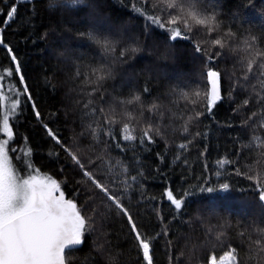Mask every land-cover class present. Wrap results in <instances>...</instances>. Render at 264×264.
Returning a JSON list of instances; mask_svg holds the SVG:
<instances>
[{
    "label": "trees",
    "instance_id": "1",
    "mask_svg": "<svg viewBox=\"0 0 264 264\" xmlns=\"http://www.w3.org/2000/svg\"><path fill=\"white\" fill-rule=\"evenodd\" d=\"M134 2L135 0H86V4L91 7L78 6L72 11L50 10L49 0H34L31 6L20 3L16 19L7 25L4 32L5 41L12 46L19 59L21 72L35 104V108L31 103L21 105L22 116L18 107L16 116L9 118L14 132L9 148L12 144L23 148L31 147L32 162L40 174L50 175L60 182L65 198L74 200L82 212L90 205L85 204L86 192L82 191L77 195L78 189L84 187L77 183L81 179L80 173L60 146L46 135L43 126L48 125L58 132L69 146L74 149L78 147L77 154L82 159L101 154L100 145L95 144L87 134H80L87 123V117L82 115L86 111L82 105L89 98L95 100L99 93L88 97L89 87L81 83L83 76L77 78L74 73L76 66L83 69L85 65L96 64L102 57L99 49L80 34L95 29L110 35L116 43V51L103 57L111 63L113 73L112 78L104 83V88L107 89L104 101L109 103L112 97L126 98L140 93L145 103L159 98L167 104L171 89L185 81L201 80L205 71V62L193 51L191 42H169L165 39L166 34L159 29L151 27L146 30V21L133 13L131 4ZM215 2L221 7L217 17L221 21V33L229 27L236 33L230 43L242 46L243 40L249 39L254 47L264 51V0ZM13 3L14 0H0V25L4 23V13ZM152 4L159 7L158 0H149V5ZM45 32L47 37L41 39ZM252 36L256 37L255 41L250 39ZM196 39L202 40L204 37ZM128 46H135L138 50L126 54L124 63L113 62V57H118L120 50ZM216 50L212 49V52ZM223 51L227 59L222 57L223 63L221 59L216 61L222 77L225 72L233 71L232 63L239 54L230 52L227 48ZM0 64L8 66V56L2 47ZM8 79L17 78L15 75L12 78L5 76V80L0 81V94L5 95L4 101L7 100L6 105L10 106L12 93L9 89L19 88V83L4 87ZM145 87L149 89L148 93L143 92ZM224 88H227L226 82ZM257 88L259 89V84ZM243 96L244 94H239L236 100L225 99L219 103L214 110V122L205 116L198 128L191 127V132L199 130L203 133L208 130L209 136L206 140L203 137L194 139L189 151L181 157L180 163L185 157L188 159L187 167H181L174 160L176 144L185 139L180 133L169 134L164 138L156 137L151 151H137L147 177L143 181L145 192L156 199L138 204L137 193L133 191L129 194V199L123 202L130 208L138 226L148 233H155L157 230L163 233L157 212L162 215L169 236L165 238L161 235L158 240L153 241L154 264H169L167 239L172 240V264H210L213 256L221 258L231 248H237V255L243 257L241 249L244 247V238L239 236V232L247 230L246 235L251 232L255 238L256 230L264 228V208L259 206L254 182L235 175V164L225 165L223 168L217 164L221 158L235 159L237 139L247 138L252 130L250 126L229 127L230 122L235 125L244 118L242 113L248 112L247 108H239L237 113H233V108ZM182 104L183 102L181 106ZM249 108H252L251 104ZM36 111L40 113L39 117L35 115ZM14 119L19 121L18 125L12 123ZM167 119L166 115L165 120ZM254 119L259 120L260 117ZM124 122L127 121L121 119L115 126L117 139ZM255 131L264 140V127H258ZM135 134L140 135L139 126ZM21 137H26V140L21 141ZM205 144L207 152L200 156ZM108 151L114 157L117 156L113 149ZM156 152L167 154L163 163L157 159ZM10 155L13 158L15 154L10 151ZM13 162L16 164L15 159ZM237 163L242 173L264 174V145L256 148L242 147ZM204 164H207V171ZM157 168L160 171H156ZM216 171L221 172L220 177H216ZM206 176L213 183H229V193L226 196H213L193 189L194 194L186 198L182 210L174 211L163 196L165 188L171 187L174 195L179 198L189 186L198 184ZM96 203L98 213H105L104 218L93 225V232L85 235L84 244L71 254V259L66 252L67 264H82L84 253L97 245L102 247L92 253L96 257V264H110L103 255L107 251L118 257L119 264H141L131 247L127 220L123 216H117L115 210L106 213L99 200ZM149 204L153 207L149 208ZM156 204H159L158 209ZM172 216H176L177 220L168 223ZM178 253H182L179 261L176 259ZM250 264H264V259L258 257Z\"/></svg>",
    "mask_w": 264,
    "mask_h": 264
},
{
    "label": "snow or ice",
    "instance_id": "2",
    "mask_svg": "<svg viewBox=\"0 0 264 264\" xmlns=\"http://www.w3.org/2000/svg\"><path fill=\"white\" fill-rule=\"evenodd\" d=\"M20 3L31 6L34 0H14L8 11L4 13L3 25H0V47L8 56V66L0 64V81L5 80V76L12 78L15 75L17 79H8L4 87L19 83V88L9 89L12 93L9 111L5 112L0 120L2 131L7 137H0V264H66V251L69 253L68 258L71 259V254L84 244L85 235L93 232V225L104 218L105 213L97 211V200L104 206L106 213L115 210L117 216H123L127 220L128 232L132 239L131 247L137 253V259L141 264H154L153 241L158 240L161 235L168 238L167 225L162 215L157 212L163 233L160 230L155 233L146 232L138 226L130 208L123 202L129 199V194L133 191L137 193L138 204L156 199L149 197L145 192L146 186L143 181L147 177L144 175L141 158L136 153L151 151L156 143V137L164 138L169 134L180 133L185 139L176 144L177 151L174 156V160L180 163L181 157L189 151L194 139L203 137L206 140L209 136L208 130L203 133L199 130L191 132V127L198 128L205 116L209 121L214 122V110L217 105L225 99L236 100L239 94L244 96L233 108V113H237L239 108H247L248 112L242 113L244 118L235 125L230 122L229 127L250 126L252 130L247 138L237 139L235 159L221 158L217 164L220 168L235 164L236 167L233 168L235 175L244 176L254 182L259 206L264 208V174L242 173L237 163L242 147L256 148L258 145H264V140H261L255 131L258 127H264V51L254 47L249 39H244L242 46L230 43V40L236 37V33L231 27L221 33V21L217 19L221 7L215 0H158L159 7L157 4L149 5V0H135L131 4L134 15L146 21V30L151 27L159 29L166 34L165 39L169 42H191L193 51L205 62L202 79L185 81L171 89L167 104L159 98L145 103L140 93L126 98L112 97L111 103L104 101V92L107 91L104 83L112 78L113 73L111 63L103 57L116 51V43L110 35L95 29L80 34L99 49L102 57L96 64L85 65L83 69L76 66L74 73L77 78L83 76L81 83L89 87L88 97L99 93L95 100L89 98L82 105L86 110L82 115L87 117V123L80 134H87L95 144L100 145L101 154L89 156L86 160L82 159L77 154L78 147L74 149L58 132L48 125L43 126L46 135L60 146L80 173L81 179L77 183L84 187L78 189L77 195L82 191L86 192L85 204L90 205L85 207L83 212L74 200L65 198L60 182L50 175H41L39 169L34 167L30 159L31 147L23 148L12 144L9 148V143L14 137L9 116H16L17 109L21 105L31 103L35 108L21 72L19 59L4 36L7 25L16 19ZM140 5H148V7ZM78 6L91 7L86 4V0H49L48 3L50 10L72 11ZM199 36H203L204 39L197 40ZM46 37L45 32L41 39ZM250 39L255 41L256 37L252 36ZM226 48L230 52L239 54L232 63L233 71L225 72L222 77L220 66L216 61L222 57L227 59L223 51ZM212 49L217 50L213 53ZM137 50L135 46L124 47L118 57H113V62L124 63L125 55L135 53ZM143 92L148 93L149 89L145 87ZM5 98V95L0 94V100ZM181 102H183L182 106ZM250 104L252 108H249ZM22 114L23 108L20 107V115ZM35 115L39 117L40 113L36 111ZM257 117L260 119H254ZM121 119L127 122H124L119 129V139H117L114 129ZM12 123L18 125L19 121L14 119ZM137 126L140 127L139 136L135 134ZM23 140H26V137H21V141ZM108 149L116 151L117 156L114 157ZM10 151L15 154L13 158H10ZM206 152L207 144L199 154L204 156ZM52 154L54 153H50ZM166 156V153L156 152V157L161 163ZM13 159L16 161V166L13 164ZM180 166H188L186 157ZM204 168L207 171V164H204ZM156 171L160 169L157 168ZM215 175L220 177L221 172L216 171ZM193 189L201 194L226 196L230 191V185L220 181L213 183L206 176L198 184L189 186L179 198L174 195L171 187L165 188L163 196L173 206L174 211L180 212L185 206L186 198L194 194ZM148 207L151 208L153 205L149 204ZM155 207L158 209L159 204ZM175 220L177 217L172 216L168 223ZM246 231L239 232V236L244 238V247L241 249L244 256L239 257L238 249L231 248L220 264H224L225 260L228 264H250L258 257L264 259L262 256L264 228L256 230L255 238L251 232L246 235ZM167 244L169 264H172V240L167 239ZM101 247L97 245L95 248H89L81 258L82 264H96V257L92 253L99 251ZM103 255L110 264H119L118 257L111 251L104 252ZM180 255L182 253L177 254V261ZM212 264H216L215 256L212 257Z\"/></svg>",
    "mask_w": 264,
    "mask_h": 264
},
{
    "label": "rangeland",
    "instance_id": "3",
    "mask_svg": "<svg viewBox=\"0 0 264 264\" xmlns=\"http://www.w3.org/2000/svg\"><path fill=\"white\" fill-rule=\"evenodd\" d=\"M112 28V27H111ZM111 28H109V29H111ZM9 111V106L7 107V109H6V107H5V105L3 104V106L2 107H0V120H2V116H3V114L5 113V112H8ZM11 117V115L9 116V118ZM10 120V119H9ZM0 137H3V138H7L5 135H4V133H3V131H2V123H0ZM9 155H10V152H9ZM10 158H12L11 157V155H10ZM30 159H31V161H32V157H30ZM13 164H14V162H13ZM34 165V164H33ZM14 166H16V164H14ZM34 167H35V165H34ZM225 256H227V254L226 255H224V256H222L221 258H216V264H220V261L225 257ZM210 264H212V258H211V261H210ZM224 264H228V261H224Z\"/></svg>",
    "mask_w": 264,
    "mask_h": 264
},
{
    "label": "flooded vegetation",
    "instance_id": "4",
    "mask_svg": "<svg viewBox=\"0 0 264 264\" xmlns=\"http://www.w3.org/2000/svg\"><path fill=\"white\" fill-rule=\"evenodd\" d=\"M6 103H7V100H5L4 101V99L3 100H0V107H2L3 106V104L5 105V107H6V109H7V105H6Z\"/></svg>",
    "mask_w": 264,
    "mask_h": 264
},
{
    "label": "water",
    "instance_id": "5",
    "mask_svg": "<svg viewBox=\"0 0 264 264\" xmlns=\"http://www.w3.org/2000/svg\"><path fill=\"white\" fill-rule=\"evenodd\" d=\"M67 252V251H66ZM66 255V254H65ZM66 264H67V262H66Z\"/></svg>",
    "mask_w": 264,
    "mask_h": 264
}]
</instances>
